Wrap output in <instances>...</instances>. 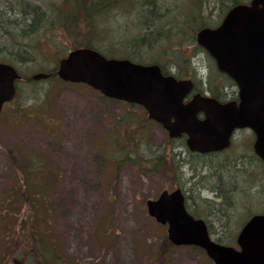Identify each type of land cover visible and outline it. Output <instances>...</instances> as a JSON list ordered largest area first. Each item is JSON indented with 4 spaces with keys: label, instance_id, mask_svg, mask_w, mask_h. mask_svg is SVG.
I'll use <instances>...</instances> for the list:
<instances>
[{
    "label": "rangeland",
    "instance_id": "obj_1",
    "mask_svg": "<svg viewBox=\"0 0 264 264\" xmlns=\"http://www.w3.org/2000/svg\"><path fill=\"white\" fill-rule=\"evenodd\" d=\"M44 3L48 21L58 20L57 4L62 1L45 0ZM171 4L177 9L174 14L184 13L178 9L180 7L190 15L201 9L209 23H217L222 10L227 5L232 6L229 0H218L216 5L213 0H202L201 5L197 0H171ZM131 16L129 11L125 14L113 11L105 24L116 26L111 36L129 35L132 31L120 32L117 26L128 28L133 19ZM79 21L77 29L73 26L56 29L57 21L54 26L47 25L26 38L14 37L6 46L0 43V51L11 55L13 59L9 61L21 71H32L34 66L48 69L80 42H87L83 40L84 34L78 33L85 27ZM120 40H106L103 47L109 45L123 54L129 44ZM20 48L27 49L24 62H19L15 59L17 55H13ZM184 52L189 58L187 70L193 73L201 69L222 81L214 70V61L205 53L193 45L186 47ZM171 60V56L164 57L165 64L171 65V71L177 73ZM185 71L182 67L179 75L185 77ZM228 89L237 90L234 85H229ZM15 102L0 115V193L7 191L15 180L13 157H16L19 168L33 166L34 158H46V165L54 169L53 176L43 180L49 201L37 206L50 208L52 237H57L59 254L65 256L69 264H215L198 246L171 243L167 226L148 214V199L156 198L164 189L172 190L181 186L183 181L190 183L192 180L189 172L184 173L185 169L176 179L171 177L172 171L170 174L163 170L153 171L151 156L162 152L165 162L161 168L164 169L173 159V152L181 159L192 158V155L179 139L172 140L161 124L151 121L144 126L148 115L142 106L108 98L86 84L53 78L21 82ZM18 103L22 107L20 112L15 110ZM128 119L130 121H126ZM234 143L235 147L230 150L207 159L225 164L234 155L248 151L252 148L250 131L237 132ZM245 162V167L258 172L260 167L253 161ZM261 173L259 181L264 171ZM256 179L251 177L246 181L237 177L238 188L232 193L235 202L228 210L229 219L224 224L214 220L208 201L189 198L198 217L207 221L213 239L220 242L222 236L221 242L237 246L236 237L244 222L264 208V187H255ZM214 182L213 179L207 185L213 186ZM241 185L242 189H239ZM182 188L186 190L184 185ZM207 189H201V197L212 202L222 201L215 197V192ZM30 191L35 190L30 188ZM2 199L0 195V219L1 214L11 217L4 210ZM1 231L0 226V239H3L5 235ZM1 243L3 241H0V263L4 264L7 257L4 243Z\"/></svg>",
    "mask_w": 264,
    "mask_h": 264
},
{
    "label": "water",
    "instance_id": "obj_2",
    "mask_svg": "<svg viewBox=\"0 0 264 264\" xmlns=\"http://www.w3.org/2000/svg\"><path fill=\"white\" fill-rule=\"evenodd\" d=\"M196 40L217 68L236 82L239 101L220 102L199 92L185 101L194 88L192 79L164 74L157 63L109 58L90 47L70 50L59 60L56 73L63 81L82 82L110 98L142 105L170 137L186 133L191 151H221L230 145L236 128H250L256 134L254 150L264 160V0L232 6L219 25L201 28ZM48 76L38 72L33 79ZM20 77L13 64L0 61V112L15 97V81ZM147 208L158 222L168 225L172 243L199 246L215 264H264L263 213L243 225L237 248L211 238L206 221L188 212L180 187L148 199Z\"/></svg>",
    "mask_w": 264,
    "mask_h": 264
},
{
    "label": "trees",
    "instance_id": "obj_3",
    "mask_svg": "<svg viewBox=\"0 0 264 264\" xmlns=\"http://www.w3.org/2000/svg\"><path fill=\"white\" fill-rule=\"evenodd\" d=\"M61 1L62 3L57 4V7H59V10L56 11L58 20L54 19L53 21H48L46 9L44 8L45 0H0V43L6 46L12 43L14 37L17 39L20 36L26 38L47 25L49 27L54 26L57 21L56 29L62 30L69 26H73V28L77 29L79 26L78 21L80 20L79 22H83L85 27L81 28L78 33L80 35L84 34L85 39L83 40H87V42H80V45L77 47H92L99 50L107 57H126L140 63H158L165 73H170L171 70H173L170 69L171 65L165 64L164 62V57L168 55L169 57L171 56L172 65L178 70L175 75L179 77L181 76L179 75V71L182 67H185V74H189L190 71L187 70L190 65L188 63L189 58L185 57L184 52L186 47L193 45L196 49L205 53L207 58H210L208 53L197 45L196 32L201 27L215 26V24H218L226 11L231 7L227 5L225 10H222V14L219 15V21L217 23H209L207 21L209 19L202 14L201 9H198L197 12L190 15L184 8L180 7L178 9L183 10L184 13L174 14L177 9L171 7V0ZM197 1L201 5L202 0ZM229 1L231 5L244 2V0ZM213 2L216 5L218 0H213ZM113 11H119L121 14H125V12L129 11L132 15L131 18L133 19L128 24V28L117 26L120 32L132 31L129 35L127 34L126 37L111 36L113 28L116 26L109 27L105 25L109 20V15L113 13ZM134 23H136V25ZM117 39H121L129 44V49L124 50L123 54H120V52H117L109 45L105 48L103 47L106 40L111 41ZM2 45H0V47H2ZM26 51L27 49L20 48V50H17L13 55H17L15 59L19 60V62H24L25 58L23 56L26 55ZM42 55L43 54H41V56ZM9 56L11 55L1 52L0 60L9 61L13 59L12 56ZM55 69L56 65L48 69H37V66H34L32 71H22V74H24L29 82H34L35 80L32 79V74L35 72H54ZM214 70L216 73L220 74L222 81H217L214 79V76L210 77V75L207 74L206 76H200L198 78L197 85L200 86L205 84L207 91L211 92V94L217 98H227L226 94H228V96L233 95L235 91H231L228 88L229 85H234V82L227 75L220 73L215 67V63ZM193 75L196 76V72H193ZM50 78L58 80L56 76ZM22 81L24 82L25 80H21V82ZM15 108L16 112H20L22 108L21 104L19 105L18 103L15 105ZM126 121H130V119ZM151 121V119L146 117L144 126L148 125ZM140 133L142 132L140 131ZM179 140L182 143L181 145L186 146L184 139ZM232 147H235V145L233 144ZM251 149L241 154L234 155L232 159L229 158L226 160L228 162H225V164L221 161L220 164H216L214 160L207 159L221 152L209 154L190 152L189 155H192V158L188 159L178 158L176 152H173V159L168 162V165L164 169L161 168L165 162L162 152L152 155L150 160L153 161V171L163 170L167 171L169 174L170 171H172L171 177L174 179H176L178 173H183L184 169V173L189 172L190 179L192 180L189 179L190 183H188V181H183L181 186L184 185L186 188V205L190 213L198 217L195 213L196 210H194L189 203V198L198 197L200 202L208 201V206L214 220L224 224L226 220L229 219L228 210L233 208V203L235 202L232 193L238 188L236 182L237 177L246 181L251 177H257L258 179L254 180L257 182V185L254 186L257 188L261 186L264 187V175L259 181V177L262 174L261 172L264 171V161L257 157ZM23 151L27 152V150ZM12 159L13 164L16 163L15 180H13L12 185L10 184L11 186L8 185V187H10L4 192L5 194L0 193L3 197L4 210L11 215L10 217L1 214L2 218L0 219V226L2 227L1 232L5 235L2 241L4 242L3 249L6 252V257L8 259L15 257L21 260L20 264H69L68 259L59 254L60 246L57 237H52V212L50 208H46V206L41 209V207L37 206L40 202L47 203L49 201V192L43 180L48 176L52 177L54 169L46 165L44 162L46 158H34L36 162H34L33 166L21 168L18 166L19 163L16 157ZM239 160L240 163L237 162ZM247 160H249V162L253 161L260 167L258 168V172L254 169L245 167L244 163H246L245 161ZM121 161L123 162L124 160L121 159ZM19 171L21 172L19 173ZM213 179L215 180L214 184L219 185V188L215 187V185H207ZM203 187L215 192V197H220L222 201L212 202L206 197H201L200 191ZM30 188H33L35 191H30ZM222 188L226 189L225 192L220 190ZM239 189H242V185ZM19 193L20 197L18 198L17 196ZM11 199H13V201ZM9 201H11L14 206H11L13 204ZM43 203L42 205H44ZM193 204H196V201ZM205 206H207V203H205ZM259 211L264 213V208ZM223 239L222 236L219 237V240L223 241ZM221 241L220 243H223ZM223 244L228 243L224 242ZM8 259L3 261L4 264L15 263L13 259L10 261H8Z\"/></svg>",
    "mask_w": 264,
    "mask_h": 264
},
{
    "label": "flooded vegetation",
    "instance_id": "obj_4",
    "mask_svg": "<svg viewBox=\"0 0 264 264\" xmlns=\"http://www.w3.org/2000/svg\"><path fill=\"white\" fill-rule=\"evenodd\" d=\"M26 78V77H25ZM227 95V98H218L220 101H222V102H224V101H227L228 99H232V97H233V95H230V96H228V94H226ZM217 98V97H216ZM240 129H238V130H236L235 132H234V134H236L237 132H240L239 131ZM250 131V130H249ZM250 134H252L253 135V137H254V133L252 132V131H250ZM13 259V261L15 262V263H17V262H19V261H16L14 258H11L10 260H12Z\"/></svg>",
    "mask_w": 264,
    "mask_h": 264
},
{
    "label": "bare ground",
    "instance_id": "obj_5",
    "mask_svg": "<svg viewBox=\"0 0 264 264\" xmlns=\"http://www.w3.org/2000/svg\"><path fill=\"white\" fill-rule=\"evenodd\" d=\"M219 185H217V184H215V187H218ZM219 188V187H218ZM207 190H209V189H207ZM221 190V189H220Z\"/></svg>",
    "mask_w": 264,
    "mask_h": 264
}]
</instances>
